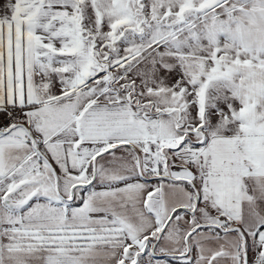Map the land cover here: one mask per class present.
Returning a JSON list of instances; mask_svg holds the SVG:
<instances>
[{"label": "snow or ice", "instance_id": "snow-or-ice-1", "mask_svg": "<svg viewBox=\"0 0 264 264\" xmlns=\"http://www.w3.org/2000/svg\"><path fill=\"white\" fill-rule=\"evenodd\" d=\"M0 264H264V0H2Z\"/></svg>", "mask_w": 264, "mask_h": 264}, {"label": "crops", "instance_id": "crops-1", "mask_svg": "<svg viewBox=\"0 0 264 264\" xmlns=\"http://www.w3.org/2000/svg\"><path fill=\"white\" fill-rule=\"evenodd\" d=\"M0 3H2V0H0Z\"/></svg>", "mask_w": 264, "mask_h": 264}]
</instances>
